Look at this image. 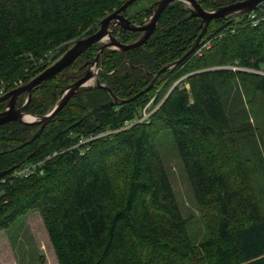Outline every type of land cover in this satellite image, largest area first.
Wrapping results in <instances>:
<instances>
[{"label":"trees","instance_id":"trees-1","mask_svg":"<svg viewBox=\"0 0 264 264\" xmlns=\"http://www.w3.org/2000/svg\"><path fill=\"white\" fill-rule=\"evenodd\" d=\"M124 1L0 0V85L7 92L29 81ZM231 1L200 0L210 9ZM166 13L137 48H106L95 63L98 43L81 54L71 65L85 59L82 76L95 64L104 87H82L37 136L39 125H0V171L32 167L27 176L12 169L0 177V230L38 209L58 264H264V209L238 144L249 112L231 115L247 90L264 98V18L235 12L218 30L214 19L197 43L198 23L182 9ZM136 34L118 37L131 42ZM169 64L149 90L108 103L107 90L134 96ZM56 75L32 90L25 112L43 116L79 77L51 84ZM164 130L206 227L197 244L157 146Z\"/></svg>","mask_w":264,"mask_h":264},{"label":"rangeland","instance_id":"rangeland-1","mask_svg":"<svg viewBox=\"0 0 264 264\" xmlns=\"http://www.w3.org/2000/svg\"><path fill=\"white\" fill-rule=\"evenodd\" d=\"M153 1L154 0H135L128 7V11L129 13H131L130 15H133L134 14L133 12L137 10L140 13L141 11H145V9L149 7ZM177 3L182 4L181 1H175L167 6L166 8L167 13L165 17H167L170 14V8L175 6ZM102 18L103 17H98L97 20H99L100 22ZM238 18L240 17L237 16V19ZM144 20H146V18H144L143 21ZM216 21L217 22L215 21L212 22V24L218 23V25L215 26L216 28L214 27L215 29H218L220 26H222L225 23V21L224 23H222V20H216ZM193 22L198 23V26L202 29L201 20H193ZM209 25L210 23L208 24L206 28V32L203 35V37L198 38V40L200 39L201 41L202 38L204 40L207 37V34L209 33ZM157 26H159L158 22H157ZM198 33L196 31L197 35L200 34ZM157 34H159L158 31ZM190 36L192 38L193 33ZM107 40L108 39L106 38L105 41ZM184 46L185 45H182L181 47L184 48ZM170 48H171L170 49L171 57H174L173 48L172 47ZM59 49L60 48L57 47L54 51H51L52 54L57 51L59 53L60 52ZM98 53L99 50L97 54ZM83 60L85 59H81L77 63L75 62L73 65L66 68L65 70H62L59 73V75H56L55 79L51 81L52 82L51 84H54L57 81H60L62 84H65L66 81H70V79H72L73 77L79 76L80 78L81 77L80 72L76 70H77V66L79 65L82 66L84 64ZM98 69L99 68L95 64H93L88 66L86 68V71L87 70L92 71L93 74L95 75V71ZM94 77L95 76H93V78L89 80L90 82L87 81V85L93 84ZM20 82H21L20 80L14 81L13 85H16ZM5 88H6L5 85H0V89H5ZM23 96L24 94H21L20 98L17 99L18 104ZM59 98L60 96H58L57 102ZM262 103L264 105V98H262L260 95L256 93H253L252 89L247 90L243 95L242 101L240 97L239 99L236 100L235 108L231 110V115L234 111L241 109L243 106H245L246 110L249 112L248 121H249L250 129L247 131V134L244 137L240 138L238 144L239 147L241 148L240 149L242 155L241 157L247 161L246 166L249 168L248 169L250 172L249 176L254 184V189L257 195V199L259 200L260 204L262 205V208L264 209V106L262 105ZM157 146L160 155L162 157V160L164 162V165L168 171L169 178L172 187L174 189L181 213L183 217L187 220V230L189 236L192 242L197 244L205 239L207 232L206 227L202 219L201 213L198 209V206L195 202L176 145L171 137V134L167 132V130H164L160 133L157 140ZM3 243H5L6 245L7 243H10V245L13 248V251L15 252L14 255L16 256L17 261L18 262L20 261L19 262L20 264H57L58 263L53 248L51 246V243L49 242L40 211L38 209H30L27 213L18 216V218L13 223H11L6 229L0 230V264H11L12 262L11 257H9V255L4 253L3 251ZM40 253L42 258H39ZM175 264H185V263L177 262Z\"/></svg>","mask_w":264,"mask_h":264},{"label":"water","instance_id":"water-1","mask_svg":"<svg viewBox=\"0 0 264 264\" xmlns=\"http://www.w3.org/2000/svg\"><path fill=\"white\" fill-rule=\"evenodd\" d=\"M135 0H125L120 6L115 8L112 12L106 14L99 22V27L96 31L80 37L73 41V43L64 51L63 54H61L55 61H53L51 64L46 66L41 72H39L36 76L31 78L29 81L25 83H20L19 85L15 86L11 90H8L4 94L0 95V103L5 102V109L0 111V125L7 123V122H20L28 125H40L38 131L33 135V138L37 136L42 129L45 127L46 123L51 120V118L59 112L66 103L70 100V98L77 92V89L81 86L86 85L87 81L92 77V73H90L89 70L85 72L83 76L72 82L70 85H68L64 90H62V95L58 103L52 108L50 112L43 116H36L33 114H30L28 112H25L26 104L29 102L32 90L42 84L43 82L47 81L48 79H51L56 74L64 70L66 67L71 65L84 51H86L91 45L95 43L101 42L102 45L99 47V53L95 57V60H97L98 55L104 50L105 48H112L116 50L126 51L132 48H137L141 45H143L147 39L152 34L154 27L156 26V21L160 16V13L162 10L172 1L174 0H159L157 5V10L154 12L153 17L151 18V21L149 23H146L144 25H135L132 24L127 18H125L122 14V12ZM189 1L194 10L191 11V16H199L202 18V31L198 35V38H200L204 32L206 31L207 25L210 22L211 18H216L219 16L228 15L230 13H246L251 11L259 2L263 0H239L224 6H221L217 8L214 11H206L204 10L200 4L196 0H186ZM233 20H227L222 26H226L228 23H230ZM114 25L120 26L122 29L130 30L133 32H143L142 35L137 38L136 40L130 42V43H123L121 42L117 37L112 36L111 32L114 27ZM222 26H220L218 29H220ZM108 27H110L108 29ZM217 29V30H218ZM108 39L105 41V39ZM189 53V52H187ZM186 55V54H185ZM181 61V58L176 61L178 63ZM169 65L164 66L160 70H158L154 76V78L151 80V82L141 91L136 93L134 96H131L129 98H124L121 100H117L116 97H113L115 101L110 100L108 103H124L133 100L143 92L149 90L153 83L155 82V79L158 77V75L163 72L165 69H167ZM98 87H103L102 85L97 83ZM24 94L25 100L24 103L21 106H17V99L18 97ZM106 104H103L102 106H105ZM30 115L33 117V120H25L24 115ZM37 118V119H34ZM14 169V166H12L9 170L0 171V177L5 174L6 172Z\"/></svg>","mask_w":264,"mask_h":264},{"label":"flooded vegetation","instance_id":"flooded-vegetation-1","mask_svg":"<svg viewBox=\"0 0 264 264\" xmlns=\"http://www.w3.org/2000/svg\"><path fill=\"white\" fill-rule=\"evenodd\" d=\"M159 0H154L151 4H150V6L149 7H147L146 9H145V11H141L140 13H139V11L137 10V11H134L133 13V15H130L131 13H129V11H128V7L132 4H130L123 12H122V14H123V16L125 17V18H127L132 24H135V25H144V24H146V23H149L150 21H151V18L153 17V15H154V12L157 10V5H158V2ZM175 1H181L182 2V4H176L175 6H173V8H176V9H182L183 11H184V15L186 16V20L187 19H189V20H201V24H202V18L201 17H199V16H191L190 14H191V11L192 10H194V8L192 7V5L190 4V2L189 1H186V0H174V1H172V2H175ZM199 4H200V6L204 9V10H206V11H214V10H216L217 8H219V7H221V6H224V5H227V4H230V3H233V2H236V1H239V0H234V1H231V2H228V3H225V4H218L217 6H216V8H213V9H208V8H205V7H203L202 6V3L200 2V0H196ZM172 2H170L168 5H170V4H172ZM218 3V2H217ZM167 5V6H168ZM167 6L162 10V12L167 8ZM144 10V9H143ZM112 12V11H111ZM162 12L160 13V16H161V14H162ZM235 13V12H234ZM234 13H230V14H228V15H224V16H219V17H214V18H211L210 19V21L211 20H214V19H217V20H223V21H226L227 20V18H229L230 17V15H232V14H234ZM143 16V17H142ZM159 16V17H160ZM144 18H146V20H144L143 21V19ZM159 19V18H158ZM158 19H157V21H156V26H157V22H158ZM210 23V22H209ZM208 23V24H209ZM156 26L154 27V30H153V32L155 31V28H156ZM201 26V25H200ZM208 26V25H207ZM99 27V26H98ZM98 27H97V29H98ZM110 27H108V29H109ZM96 29V30H97ZM95 30V31H96ZM122 31H129L130 32V30H125V29H122L120 26H118V25H114V27H113V29H112V32H111V35L112 36H115V37H117L118 39H119V34L122 32ZM201 31H202V29H201ZM94 32V31H93ZM131 32H133V31H131ZM153 32H152V34H153ZM195 32V31H194ZM193 32V33H194ZM135 33V32H134ZM142 33L143 32H137V34L135 35L136 37H135V39L134 40H136L137 38H139L141 35H142ZM205 33V32H204ZM152 34L150 35V37L152 36ZM191 35V34H190ZM204 35V34H203ZM203 35L201 36V37H203ZM149 37V38H150ZM195 37V36H194ZM200 37V38H201ZM148 38V39H149ZM147 39V40H148ZM120 40V39H119ZM202 40H203V38H202ZM201 40V41H202ZM121 41V40H120ZM195 41L197 42V43H199L200 42V39L198 40V35L195 37ZM122 42V41H121ZM132 42V41H131ZM123 43H130V42H123ZM101 46L102 45V43L101 42H99L98 43V46ZM133 49V48H132ZM130 50V49H129ZM85 52V51H84ZM83 52V53H84ZM102 52H103V50H102ZM101 52V53H102ZM82 53V54H83ZM100 53V54H101ZM99 54V55H100ZM99 55H98V57H99ZM98 57H97V59H98ZM94 63H95V61H94ZM163 68V67H162ZM161 69V68H160ZM159 69V70H160ZM99 70V69H98ZM98 70H94L95 71V75L93 74V72L92 71H90V73H92V77H91V79L93 78V76H95L94 77V82H93V84L92 85H87V83H86V85H84V86H81V87H79L78 89H77V92L75 93V94H77L80 90H81V88L82 87H93V86H97V83H98V79H97V73H98ZM85 73V72H84ZM83 73V74H84ZM82 74V75H83ZM156 74V73H155ZM155 74H154V76H155ZM154 76H153V78H154ZM159 76V75H158ZM79 78V77H78ZM78 78H76V79H78ZM152 78V79H153ZM158 78V77H157ZM156 78V79H157ZM75 79V80H76ZM91 79H89V80H91ZM156 79H155V81H156ZM88 80V81H89ZM71 84V83H70ZM70 84H68V85H70ZM98 84H100V85H102L103 87H104V84H102V83H98ZM67 85V86H68ZM66 86V87H67ZM65 87V88H66ZM64 88V89H65ZM64 89H62V90H64ZM108 92H109V94H110V96L111 97H109V100L108 101H110V100H112V101H115L114 100V98L113 97H116V96H112L111 95V91L110 90H107ZM74 94V95H75ZM61 95H62V91H60V94H59V96H60V98H61ZM60 98H59V100H60ZM72 98V97H71ZM70 98V99H71ZM117 98V100H121V99H119L118 97H116ZM58 100V101H59ZM58 103V102H57ZM56 103V104H57ZM55 104V105H56ZM67 104V103H66ZM54 105V106H55ZM52 110V109H51ZM50 110V111H51ZM49 111V112H50ZM58 113V112H57ZM47 114V113H46ZM34 115V114H33ZM45 115V114H44ZM37 116V115H36ZM39 117V116H38ZM34 119H37V118H34ZM39 127H40V125H39ZM39 129V128H38ZM43 130V129H42Z\"/></svg>","mask_w":264,"mask_h":264},{"label":"built area","instance_id":"built-area-1","mask_svg":"<svg viewBox=\"0 0 264 264\" xmlns=\"http://www.w3.org/2000/svg\"><path fill=\"white\" fill-rule=\"evenodd\" d=\"M251 17L264 18V0L259 2L251 11H249ZM262 15L261 17H259ZM20 84V83H19ZM5 93V89H0V95ZM150 103L146 104L142 109V119L147 117L151 111H148ZM157 107V106H156ZM126 126L129 125L128 122H125ZM32 167L22 166L21 168H16L13 170L14 176H27L28 172L31 171Z\"/></svg>","mask_w":264,"mask_h":264},{"label":"crops","instance_id":"crops-1","mask_svg":"<svg viewBox=\"0 0 264 264\" xmlns=\"http://www.w3.org/2000/svg\"><path fill=\"white\" fill-rule=\"evenodd\" d=\"M6 243V242H5ZM3 243V251L4 253H6L7 255H9V257H11V264H20L17 259L16 256L14 255V251L12 246L10 245V243H7V245ZM45 246V245H44ZM39 258H42L41 253L39 254ZM58 264V263H57Z\"/></svg>","mask_w":264,"mask_h":264},{"label":"bare ground","instance_id":"bare-ground-1","mask_svg":"<svg viewBox=\"0 0 264 264\" xmlns=\"http://www.w3.org/2000/svg\"><path fill=\"white\" fill-rule=\"evenodd\" d=\"M91 79V78H90ZM90 82V81H89ZM25 120H33V117L30 115H24Z\"/></svg>","mask_w":264,"mask_h":264}]
</instances>
